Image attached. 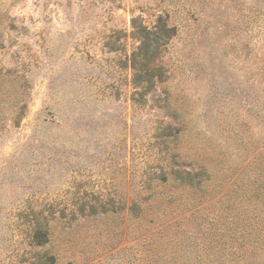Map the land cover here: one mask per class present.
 <instances>
[{
    "label": "rangeland",
    "instance_id": "374dc122",
    "mask_svg": "<svg viewBox=\"0 0 264 264\" xmlns=\"http://www.w3.org/2000/svg\"><path fill=\"white\" fill-rule=\"evenodd\" d=\"M0 264H264V0H0Z\"/></svg>",
    "mask_w": 264,
    "mask_h": 264
},
{
    "label": "trees",
    "instance_id": "16d2710c",
    "mask_svg": "<svg viewBox=\"0 0 264 264\" xmlns=\"http://www.w3.org/2000/svg\"><path fill=\"white\" fill-rule=\"evenodd\" d=\"M133 30L134 38L140 42L132 57L133 68L135 70V82L145 89L153 85L157 79L154 67V62L157 57L156 48L152 47V39L149 36L150 33H146L143 26H139L133 21ZM29 235L31 246H43L48 242V231L45 229V225L38 222L36 219L33 225L30 226Z\"/></svg>",
    "mask_w": 264,
    "mask_h": 264
}]
</instances>
